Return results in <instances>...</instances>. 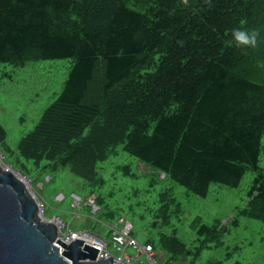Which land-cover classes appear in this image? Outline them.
<instances>
[{
  "label": "trees",
  "instance_id": "obj_1",
  "mask_svg": "<svg viewBox=\"0 0 264 264\" xmlns=\"http://www.w3.org/2000/svg\"><path fill=\"white\" fill-rule=\"evenodd\" d=\"M236 29L257 31V46L238 47ZM60 59L74 64L18 145L23 173L21 159L41 171L69 166L91 182L122 146L206 196L212 183L237 187L251 168L242 214L264 223V0H0V64ZM6 140L0 123V144L16 155ZM172 244L176 259L183 247Z\"/></svg>",
  "mask_w": 264,
  "mask_h": 264
},
{
  "label": "rangeland",
  "instance_id": "obj_2",
  "mask_svg": "<svg viewBox=\"0 0 264 264\" xmlns=\"http://www.w3.org/2000/svg\"><path fill=\"white\" fill-rule=\"evenodd\" d=\"M73 64V59L32 61L25 67L0 64V123L7 132L6 145L16 153L11 155L0 144V167L21 178L28 176V190L42 205V221L61 217L68 226L58 236L67 240L72 230L106 237L112 226L125 220L140 243L154 244L163 264L170 259L176 264H264V223L242 214L256 178L251 168L237 187L212 183L206 196L188 191L122 146L98 162L91 182L69 166L41 171L21 159L28 166L21 171L18 145L59 97ZM102 71L100 63L90 98L101 96ZM259 166L264 169V136ZM204 226L211 232L201 231ZM174 240L184 251H178L176 259L167 248ZM111 252L117 255L113 247ZM127 253L135 255L133 250Z\"/></svg>",
  "mask_w": 264,
  "mask_h": 264
},
{
  "label": "water",
  "instance_id": "obj_3",
  "mask_svg": "<svg viewBox=\"0 0 264 264\" xmlns=\"http://www.w3.org/2000/svg\"><path fill=\"white\" fill-rule=\"evenodd\" d=\"M39 212L25 179L0 167V264H114L81 239L58 238L56 225Z\"/></svg>",
  "mask_w": 264,
  "mask_h": 264
},
{
  "label": "built area",
  "instance_id": "obj_4",
  "mask_svg": "<svg viewBox=\"0 0 264 264\" xmlns=\"http://www.w3.org/2000/svg\"><path fill=\"white\" fill-rule=\"evenodd\" d=\"M23 179H26L25 182L27 183L28 178L23 177ZM38 204L40 206L39 217L41 218L42 205ZM55 218L56 221L52 222L56 225L60 234V229L63 227L67 228L68 225L61 220V217H58L59 219ZM45 222H49V220ZM71 232V236L67 240L60 239L65 242L81 239L85 243L99 249L100 257L112 258L114 264H163L158 260L154 245L151 243H140L133 235V225L125 220H121L118 225L112 226L108 237H102L89 231L72 230ZM111 247L116 250L117 255L111 252ZM127 250H133L135 255H129ZM167 264L176 263L169 262Z\"/></svg>",
  "mask_w": 264,
  "mask_h": 264
},
{
  "label": "clouds",
  "instance_id": "obj_5",
  "mask_svg": "<svg viewBox=\"0 0 264 264\" xmlns=\"http://www.w3.org/2000/svg\"><path fill=\"white\" fill-rule=\"evenodd\" d=\"M258 32L243 31L236 29L233 31V40L238 47H252L255 48L258 44Z\"/></svg>",
  "mask_w": 264,
  "mask_h": 264
},
{
  "label": "bare ground",
  "instance_id": "obj_6",
  "mask_svg": "<svg viewBox=\"0 0 264 264\" xmlns=\"http://www.w3.org/2000/svg\"><path fill=\"white\" fill-rule=\"evenodd\" d=\"M29 183V182H28ZM30 185V184H29ZM41 220H45V218L42 216V214H41V218H40ZM47 220V219H46ZM54 224V223H53ZM58 238H59V236H58Z\"/></svg>",
  "mask_w": 264,
  "mask_h": 264
}]
</instances>
